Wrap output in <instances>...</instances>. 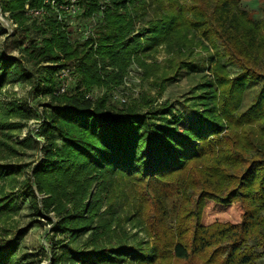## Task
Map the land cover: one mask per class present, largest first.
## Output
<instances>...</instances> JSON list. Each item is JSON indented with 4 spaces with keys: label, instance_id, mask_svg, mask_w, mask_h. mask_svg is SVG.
I'll return each instance as SVG.
<instances>
[{
    "label": "trees",
    "instance_id": "16d2710c",
    "mask_svg": "<svg viewBox=\"0 0 264 264\" xmlns=\"http://www.w3.org/2000/svg\"><path fill=\"white\" fill-rule=\"evenodd\" d=\"M0 1L2 10L9 11L27 33L22 51L35 58L38 65L33 71L22 58L1 53L0 97L3 93L6 96L2 85L12 74L14 80H32L35 90L49 97L41 112L29 104L0 99V131L5 136L24 125L12 122V117L29 119L36 115L40 116L37 132L45 138L41 146L43 158L32 166L26 178L20 179L25 166L0 163V217H10L21 198L30 199L36 214L42 213L41 207L48 212L55 210L59 219L52 221L56 246L52 248L51 264H154L159 258L157 246L145 248L141 240L112 237L111 226L95 224L94 210L109 196L105 190L113 177L124 176L154 190L157 220L166 226V196L156 188L162 190V183L174 179L190 162L201 161L211 138L225 127L215 108V84L211 82L204 88L205 94L197 103L200 106L195 107L198 117L193 121L186 119L185 112L174 108L172 102L156 104L147 94L142 95L141 103L109 105L107 93L97 97H87V93L94 87L109 85L108 79L122 82L133 52L142 48L140 34L135 33L133 20L128 18V3L132 2L137 11L155 4L145 48L155 49L164 41L171 47L180 39L178 43H184L190 24L192 32L197 29L205 36L213 29L228 47L227 54L233 59L230 61H237L241 69L232 78L236 83L228 86L231 92L237 94L247 83L258 82L256 103L264 107V18L244 10L241 0H191L190 6L181 0H110L103 15L99 14L100 0H81L85 10L79 17L87 19L88 25L93 23L94 28L83 40L72 41L67 15L63 20L54 12L41 19L30 15L27 18L22 12L26 0ZM198 1L208 5L194 10ZM31 4L40 6L43 0H31ZM178 51L183 54L181 48ZM138 59L145 69L150 66ZM189 63L181 56L177 68ZM66 65L73 67L76 81L66 91L56 93L60 70ZM106 65L117 71L103 74ZM217 69L218 83L226 71L221 64ZM41 83L44 86L39 89ZM82 84L88 89L81 88ZM28 140L33 141L31 136ZM256 161L242 176H234L238 184L227 193L216 186V191L203 193L196 201L201 212L200 203L209 196L223 201L238 199L244 209L239 223L220 222L208 227L201 222L197 210L199 224L189 239H177L167 227H154L161 237L171 241L176 258L204 254L214 264H264V260L258 261L264 255V158ZM17 183L19 193L15 191ZM24 232L0 235V264H17L24 259L26 254L18 252ZM57 235L68 237L70 242ZM249 239L255 243L247 244Z\"/></svg>",
    "mask_w": 264,
    "mask_h": 264
},
{
    "label": "rangeland",
    "instance_id": "374dc122",
    "mask_svg": "<svg viewBox=\"0 0 264 264\" xmlns=\"http://www.w3.org/2000/svg\"><path fill=\"white\" fill-rule=\"evenodd\" d=\"M181 1L188 6L193 3L191 0ZM128 5V18L133 20L134 28L137 30L135 33L140 34L142 48L133 52L132 63L124 72L122 82L117 83L108 79L109 85L94 87L90 89L91 92L96 97L107 93L109 105L141 103L142 95L147 94L155 99L156 104L172 102L174 108L185 112L186 119L193 121L198 117L195 107L200 106L197 103L205 94L204 88L213 82L217 90L215 104L217 116L221 118L225 127L220 134L211 138L201 161L190 162L182 173L162 183L161 188L165 192L156 188L166 196L168 206L166 226L157 220L159 214L154 204V190L145 189L143 183L124 176H114L107 185L105 191L109 192V196L94 210L97 212L94 214L95 224L101 222L111 226L109 232L114 238L126 236L141 240L145 248L157 246L159 258L154 264H214L208 261L204 254L188 259L176 258L171 241L165 236L161 237L162 233L155 232L154 227H167L177 239L185 236L189 239L192 230L199 224L195 212L199 210L196 201L201 195L216 191V186L224 190V194L227 193L229 188L238 184L234 179L235 175L242 176L251 162H258L256 160L264 158V107L256 103L260 84L247 83L237 94L231 92L228 86L230 82L236 83L232 78H235L241 69L235 63L237 61H230L233 59L227 54L228 47L215 35L213 29L207 32L208 37L194 25L196 31L192 32L190 24L191 31L187 33L184 43H178L180 39L171 47L164 41L155 49L145 48L151 30L149 20L155 17V4L146 6L145 11L143 8L137 11L132 2ZM204 5L208 4L198 1L194 3V10L200 11L204 9ZM240 5L255 16L264 18V0H241ZM31 6V0H26L22 7V12L27 18ZM79 16L69 17L67 20L69 25L67 30L72 41L85 36L82 34L88 21ZM19 25L10 16L9 11L2 10L0 1V54L20 57L29 69L36 71L38 69L36 59L30 58L22 51L27 33L20 29ZM180 48L184 55H180L178 51ZM181 56L190 63L177 68ZM138 58L150 66L145 69ZM218 64L225 66L226 74L220 78L222 82L217 83ZM115 71L117 68L106 65L102 73L112 75ZM13 75L2 85L6 96L3 93L1 101L15 100L32 105L36 111L41 112L49 97L37 92L32 80H14ZM164 77L167 78L163 79ZM72 78V81H76L73 73ZM43 86L41 83L39 89ZM81 88L88 89L83 84ZM116 92L122 93L127 100L125 102L117 100L114 97ZM39 119L40 116L36 115L29 119L12 117L10 119L12 122L21 121L24 125L11 131L9 137L0 131V163L14 162L25 166L24 172L20 175L21 180L26 178L32 166L43 158L41 146L45 138L37 132ZM30 136L33 141L28 140ZM214 164L218 166L214 167ZM201 175L202 178L198 179ZM19 190L17 183L15 191L19 193ZM43 196L45 194H40V197ZM29 200L19 199V207L10 217H0V235L11 236L12 233L25 230L18 252L22 256L26 255L17 264H51L52 248L56 246L53 243L55 239L52 238L55 232L52 221H57L59 216L55 210L48 212L42 207V213L36 214ZM204 202L200 203L199 218L205 226L212 225L213 228L220 222L239 223L243 218L244 209L238 199L223 201L209 196ZM261 214L264 215V209ZM4 227L9 229L6 231ZM57 238L70 242L69 238L63 235H57ZM246 243L252 245L255 240L249 239ZM261 260H264V255L258 258V261Z\"/></svg>",
    "mask_w": 264,
    "mask_h": 264
},
{
    "label": "built area",
    "instance_id": "2783aa9c",
    "mask_svg": "<svg viewBox=\"0 0 264 264\" xmlns=\"http://www.w3.org/2000/svg\"><path fill=\"white\" fill-rule=\"evenodd\" d=\"M110 3V0H100L99 14L103 15L107 9V5ZM85 10V7L81 3V0H43V5L40 6H31L28 10V15L34 18H44L51 12L57 14L59 20L65 19V16L68 17H76L81 14ZM94 24L90 23L85 30L83 31L84 37L88 36L93 32ZM72 70L73 67L66 65L61 68L59 74V88L56 93L66 91L72 84ZM94 94L92 92L87 93V97H93ZM114 97L117 100L125 102L127 99L120 92H116Z\"/></svg>",
    "mask_w": 264,
    "mask_h": 264
}]
</instances>
